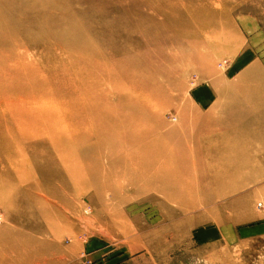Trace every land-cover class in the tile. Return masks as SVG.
<instances>
[{"label": "rangeland", "instance_id": "rangeland-1", "mask_svg": "<svg viewBox=\"0 0 264 264\" xmlns=\"http://www.w3.org/2000/svg\"><path fill=\"white\" fill-rule=\"evenodd\" d=\"M22 1L15 3L17 7L24 5ZM58 1H45L50 5L45 11H39L42 16L30 11L28 15L17 13V16H9L14 4H0L3 6H0V12L4 11L3 19L11 25L18 20V29L29 27V32L25 31L21 36L24 43L31 45L26 53L32 56L34 62L42 67L51 66L45 69L59 71V77L70 75L75 82L80 80V83L88 84L91 79L87 75L89 63L76 59L87 47L103 49L107 56L122 47L137 49L135 44L141 46V51L152 52L160 48L170 54L184 53L191 58V62L171 63L165 67L169 72L164 65H143L134 50L113 57L119 62L112 63L113 58H109L108 63L113 69H120L126 58L129 62L126 72L133 75L131 68L136 72V79H133L134 75L124 76L114 86L135 87L138 92L139 88L142 89L138 76L140 81L152 76L156 81L163 80L157 81L160 86L152 95L159 109L154 119L156 123L154 120L149 122L158 138L171 147V156L179 152L176 138L190 142V145L208 139L220 142V149L227 142L234 145L238 152L243 150V154H228L225 159L220 155L212 158L205 155L195 162V166L188 161L185 166L189 168V173L185 175H181L183 168L175 162L172 169L176 176L181 177L179 189L157 178L155 168L159 165L156 163L154 170L146 171L141 165L130 162L128 170L110 177L105 195L97 194L93 187H88L89 183L86 191L77 194V187L69 184L67 193L63 194L73 207L63 205L61 215L38 219L32 217L38 207L34 203L46 191L28 188L39 180L47 179L48 172L40 165L49 154L54 155L53 149L46 144L47 149L37 147L35 152L26 151L29 159L22 164V171L17 169L15 162L10 164L3 159L0 162L3 167H0V174L4 173L0 175V182H3L0 185V215L6 216V222L2 225L4 229L15 230L23 236L17 235L16 248L0 247L3 256L0 257V264H264V108L259 110L252 105L253 101L264 100L263 95L258 97V93H254L264 89V0H171L180 6L178 9L182 12L175 16L179 30H172L164 40L151 41H145V34L140 33L129 39L125 37L133 25L143 21L142 16L146 13L162 21V16L146 9L143 1L134 7L122 0H82L84 10L77 14L75 0L59 1V4ZM204 7L207 16L203 14ZM121 8H133L134 15H127V11L122 13ZM114 9H119V13ZM195 13L201 15L200 21L191 20L190 15ZM35 16L38 19H33ZM182 18L184 28L179 23ZM97 29L100 32H95ZM179 31L181 35L177 33ZM20 34L19 31L17 36ZM3 49L2 46L0 53ZM79 69L83 70V74L78 72ZM178 75L181 79L177 78ZM28 78L29 75L24 76V80ZM251 91L257 96H252L254 99L246 96ZM110 101L119 103L120 100L112 97ZM148 117L152 119L154 116L151 114ZM139 120L143 122L141 117ZM167 127H171L169 130L174 133L165 131ZM176 127L181 130L180 134ZM172 141L174 146H171ZM44 143L37 142L39 145ZM209 144L210 141H205L202 148L210 147ZM73 146L68 145L62 155L79 165L74 170V176L83 177L88 169L80 166L81 162H85L77 156L78 147ZM197 146L201 147V144ZM199 166L201 170H198ZM238 166L243 170L233 175L234 168ZM57 167L63 174L62 165L57 164ZM211 168L231 173L229 180L220 179L216 186L212 179L214 174L209 172ZM5 172L9 173V178ZM5 177L12 183L4 185ZM17 183L21 184L19 190L15 188ZM102 197H105L106 204L102 203ZM58 218H61V223ZM30 236L44 241L49 248H44L40 256L29 263L24 257Z\"/></svg>", "mask_w": 264, "mask_h": 264}, {"label": "bare ground", "instance_id": "bare-ground-1", "mask_svg": "<svg viewBox=\"0 0 264 264\" xmlns=\"http://www.w3.org/2000/svg\"><path fill=\"white\" fill-rule=\"evenodd\" d=\"M23 1L22 2L24 3V5L23 6L21 5L22 7H17V5L15 4L16 2H19V0H0V4L2 3L6 4L7 2H11L12 4H14V6L9 11L8 14L9 16H17V13L22 15H28L29 11L35 12L36 14H40V16H42L39 11L40 10L45 11L49 4V3L46 4L44 2L45 1L50 2V0H23ZM59 1L62 2L65 0H59ZM122 1L126 3H131V5L134 7H136V5L140 1H143V5L146 7V9L157 12V14L159 16L161 15L163 18L162 21H158L159 19L153 17L154 15H150L149 13L144 14L142 16L143 18L141 17L143 21L139 24L133 25L131 29L128 30L129 33L126 32V36H125L126 38L129 39L135 33H140V34H145L144 35L145 41L146 40L151 41L154 39L164 40L163 38L167 36L169 37L172 30L174 29L179 30V28H177L178 23H176L175 16L178 15L177 13L181 14L182 12L181 9H178L180 6H178L173 1L171 0H122ZM82 3H83L82 0H75V14L79 13L80 11L83 12L84 9L81 6ZM188 5H190V3ZM121 9H122L121 11L122 13L127 11L126 12L127 15L133 14V8H129L127 10L123 8ZM114 10L117 13H119V9L118 10L114 9ZM3 12H0V45L4 47L3 51L0 53L1 54L0 55V162H2L3 159H5L4 160L5 162L7 161L10 164H12V162H15L17 169L18 170L20 169L19 171H22V164H25L28 158L25 154L26 151L29 150L35 152L37 147L42 149H47L46 144H48V146H50L53 149L52 152H54V155L49 154L45 159V162H43V164L40 165V168L42 170L48 172L47 179L39 180L35 182L32 188L31 186L28 188V189L35 188V190L37 191H46V193L42 195L41 199L35 200L34 204L38 206L36 212L32 215V217H34L35 219L48 218L53 215H61L60 208H62L63 205H66L69 208L73 207L65 200L63 194V193H67L69 184L70 185L73 184L74 186L77 187L76 188L77 191H75V193L77 194L86 191L88 187H93V189L97 192V194L104 193L105 195V192L109 189L110 177L118 176L123 172H125L126 170H128L129 167L127 166V164L130 162H134L137 165H141L142 168L145 169L146 171L154 170L153 165L154 163H156L157 165H159L158 167L155 168V172H157L159 176L157 178L160 179L161 181L164 180L165 181L164 183H166L167 185L169 186L173 185L177 189H179L181 187V177L178 175L176 176V174L172 169L173 166L175 165V162L180 164L183 168V174L181 175H185L189 173L188 172L189 168H187V166L185 165L191 162L195 166V162L202 159V157L205 155L211 158L220 155L221 158L225 159L226 156H228V154L229 155L236 153L240 155L243 154V150H240L238 152L237 151L238 149H236L234 145L232 146L227 142L224 143L223 148L220 149L219 148L220 142L203 139L198 142L201 144V147H198L197 146L198 143L195 144V142L192 141L193 144L190 145L189 144L190 142H187L188 143L187 144L184 142L182 138H180L182 140H178L176 138L177 139V140L175 139L176 143L175 142L174 143L175 145L178 146L179 152H177L178 150L177 151L174 150L178 154L176 156L175 155L171 156L170 155L172 152L171 147L166 145L164 141L158 138L154 128L150 125L149 122L150 120H154L155 118H157L159 109L156 107L155 105L156 103L154 100L155 98L152 95L155 93L156 88L160 86L159 82H163V80L159 79L157 80L159 82H157L155 77L152 76L149 78L146 77L144 81H140L141 78H139L138 76L137 78L139 80L138 79L137 80L141 83L140 86L142 87V89L139 88L140 91L138 92L135 87L119 88L114 86V84L117 83V81L119 82L120 80H122L121 78H124V76L125 77L127 76L131 77L133 75L135 76L136 72L132 71V68L130 69V72L133 75H131L130 73L128 74L126 72L127 65L129 63L128 60H126V58H124L125 61H122V63L120 64V69H113L112 66L108 63L109 58L117 57L121 54H124L126 51L134 50L137 53L139 59L142 61L143 65H146L148 67L153 65H161V66L164 65V69L166 70L165 67L171 63L174 64L178 62H184V63L191 62V58L186 56L184 53L170 54L167 53L166 50L163 49L161 50L160 48L157 50H153L152 52L149 50L141 51V46H139V44H135L134 46L137 49L130 47H122L114 54H111L109 52L107 56V53L104 52L103 49L87 47L82 52L83 54L78 56L76 59L81 61L82 63H85L86 61L89 63L90 68L87 71V75L91 76V79L88 84L84 83L83 81L82 83H80V80L79 83H77L73 80V78H71L70 75L67 78H64V76L59 77L60 76L59 71H52L50 69L46 70L48 67L50 68L51 66L42 67L38 65L36 62H34L33 59L31 58L32 56H29L27 54L29 50V46L31 45L28 46L27 42L24 43L23 42L24 38L21 36L24 35L25 31L27 33L29 32V27H26L25 30L22 28L18 29L19 27L17 23L18 20L17 22L16 21L13 22L11 25L6 19H3ZM203 14L207 16L205 7L203 8ZM200 17L201 15L198 13L190 15V18L193 21H200ZM119 18L120 20L122 19V17ZM202 18L204 19L203 15ZM33 19H38V18L37 16H35ZM183 19L184 18H182V20L179 21L181 25L183 23L182 21H184ZM209 21L211 22V19ZM180 24H179L180 27L182 26H183L182 28L185 27V25L181 26ZM19 31L21 34L20 36H17L19 35ZM95 32H100V29H97ZM177 33L180 34L181 31ZM176 38L179 39V37ZM218 39H220V37ZM180 40L181 39H179V42H182ZM219 41L222 40L220 39ZM161 44L163 43H160L159 45ZM34 45H36V43ZM2 46L0 48H2ZM59 49H60L59 51H62L61 48ZM195 50L197 51V54L200 56L201 53L198 52V49L195 48ZM48 53L51 54L50 52ZM53 60L55 59L53 58ZM113 60L112 63H114L117 59L113 58ZM56 61L55 64L57 63ZM196 61L198 60L196 59ZM78 64L80 65L79 62ZM115 64L119 65V63L118 64L115 63ZM53 67L55 68L56 66ZM54 68L53 70H56ZM165 70L164 72L166 73L167 70L166 71ZM45 72H50V73L47 74ZM78 72L80 74H83L82 69H79ZM27 75H29L30 78L24 80V76ZM170 75L171 74L169 73V76ZM134 76L133 79H136V76L135 77ZM177 78L179 79L180 76L178 75ZM165 79L168 78L165 77ZM174 82L175 81L173 80V83ZM146 88L148 89L146 90ZM263 90L264 89L261 88L257 92L254 91V93H258V97H261L262 95L264 97ZM254 95L255 94H252V91L248 95L246 94V96L250 97L251 99H254L252 97ZM112 97L118 98L120 100L119 103H112L110 101V98ZM254 97L257 96L255 95ZM246 103L248 104V102ZM252 105L256 107V109L262 110L264 108V100H259L255 102L253 101ZM204 113L206 114V112ZM151 114L154 116L152 117V119L148 117L151 116ZM140 117L143 119V122L139 120ZM169 128L168 130H165L168 131V133L170 131ZM179 130L180 129H178V131ZM172 131L170 132L172 133ZM180 133L181 130L179 131L178 134ZM182 135L179 136L181 137ZM185 135L186 134H184V136ZM44 137H46L47 139L43 140L42 138ZM171 138L173 139V137ZM166 140L168 141V139ZM39 141H44L46 143H44L43 145H39L37 144V142ZM122 141L124 143L119 144V142ZM205 141L206 142L210 141L209 144L210 147L208 148L206 147L205 149H203L202 144ZM174 143L172 141L171 146H174ZM70 144L72 147H74L73 144L78 147L77 156H79L78 158H80L81 161L85 162V164L82 162L80 163L82 169L84 167L88 169V173L86 175L84 173L85 176L83 177H78L76 175L74 176V170L76 171V167L79 165L76 166L75 162L71 161L72 159L65 158L62 155L63 154L62 151L65 150V148ZM177 146L175 147L177 148ZM101 147L103 148V152H101L102 150ZM74 153L76 154L75 151ZM114 156L119 157V159L116 160ZM57 164L62 165L61 169L63 171V174L61 173V171L59 172V170H57L58 169ZM0 167L2 166L0 165ZM198 170H201L200 166ZM242 170L243 169H241V167L238 166L234 168V172L232 173L234 175V173L237 174ZM209 172L214 174L212 176V179L213 182H215L214 184L216 186L218 185L217 181H220V179L223 181H228L231 176V173L228 174L226 170H224V172H221L218 169L211 168L209 169ZM5 174L8 175L5 176L9 178V173L5 172ZM64 175H66V177ZM25 176H27V174ZM6 177L4 179V183H5L4 185H7L8 183L11 182ZM23 179L24 178H22V180ZM253 180L256 181V178H254ZM1 183L3 182H0V185ZM88 183L90 184V186L87 187ZM92 183L94 184V186H91ZM20 185L18 184L15 187L16 190L20 189ZM10 186L11 185H9V187ZM237 186L238 185H236V187ZM231 187H234V185ZM15 188L13 187V189ZM105 197H102L103 204H106ZM5 222H6V216L0 215V247L6 246L11 248L12 246H15L17 242L16 241L17 235L19 234L21 237L23 236V234L22 233L17 234V232H14L15 230L8 231L4 229L2 223ZM32 227H34L33 229L37 228V226H32ZM18 244L20 243L18 242ZM48 246L49 245L45 244L44 241H40L30 236L29 238H27L26 255L24 258L28 259L29 263L30 260L34 261V259L37 256H40L39 254H41L44 248L45 249L49 248ZM1 256L2 253L0 252V257ZM1 258H3V256Z\"/></svg>", "mask_w": 264, "mask_h": 264}, {"label": "crops", "instance_id": "crops-1", "mask_svg": "<svg viewBox=\"0 0 264 264\" xmlns=\"http://www.w3.org/2000/svg\"><path fill=\"white\" fill-rule=\"evenodd\" d=\"M250 153H251V152H249V156H250ZM252 155L255 156V154H253V153H252Z\"/></svg>", "mask_w": 264, "mask_h": 264}, {"label": "built area", "instance_id": "built-area-1", "mask_svg": "<svg viewBox=\"0 0 264 264\" xmlns=\"http://www.w3.org/2000/svg\"><path fill=\"white\" fill-rule=\"evenodd\" d=\"M260 206L262 205V204H259Z\"/></svg>", "mask_w": 264, "mask_h": 264}]
</instances>
